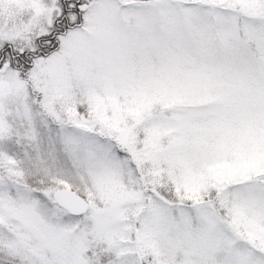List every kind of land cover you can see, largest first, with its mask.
Wrapping results in <instances>:
<instances>
[{"label": "snow or ice", "instance_id": "1", "mask_svg": "<svg viewBox=\"0 0 264 264\" xmlns=\"http://www.w3.org/2000/svg\"><path fill=\"white\" fill-rule=\"evenodd\" d=\"M0 264H264V0H0Z\"/></svg>", "mask_w": 264, "mask_h": 264}]
</instances>
